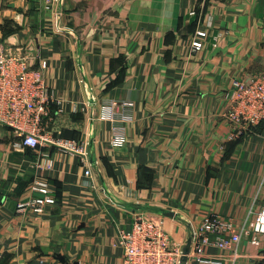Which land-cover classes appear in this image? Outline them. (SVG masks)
<instances>
[{"label": "crops", "instance_id": "0c3cea01", "mask_svg": "<svg viewBox=\"0 0 264 264\" xmlns=\"http://www.w3.org/2000/svg\"><path fill=\"white\" fill-rule=\"evenodd\" d=\"M0 42L32 67L47 62L62 102L48 131L88 148L85 162L51 146L17 148L0 124V264H123L114 241L139 213L184 246L207 216L242 227L264 206V124L232 122L225 99L234 78L264 75V0H60L51 9L0 0ZM112 102L129 117L120 145ZM46 149L56 163L41 174L56 203L20 215ZM258 238L210 246L190 264H264Z\"/></svg>", "mask_w": 264, "mask_h": 264}, {"label": "built area", "instance_id": "2783aa9c", "mask_svg": "<svg viewBox=\"0 0 264 264\" xmlns=\"http://www.w3.org/2000/svg\"><path fill=\"white\" fill-rule=\"evenodd\" d=\"M43 2L47 9H51L60 0ZM197 35L205 36L206 32L198 30ZM200 46L195 39L192 50L197 51ZM46 67V61H42L39 67H32L26 55L8 50L0 42V124L13 129L17 137L14 146L17 148L40 149L51 146L60 152L78 154L85 162L88 160L86 143L48 131L46 120L50 117L51 108L55 103L60 107L62 102L56 99L46 82ZM225 99L226 114L232 122L245 128L264 124V75L249 80L234 78L225 93ZM123 104L131 105L127 102ZM117 107V102L107 105L106 116L115 125L112 142L120 145L126 141V136L119 125L129 117L126 114L120 115ZM55 163L48 149L41 151L37 161L40 173L30 184L32 195L17 204L20 215H41L56 203L50 181L41 174L45 170H52ZM86 174L90 175L91 170L87 169ZM247 234H251V242L254 244L259 242L258 234L264 235V206L254 212V217L242 227L219 215L207 216L192 230L191 250L184 263L183 244L174 240L165 230L163 221L153 215L137 214L129 229H119L114 246L123 250V264H190V258L205 262L208 247L228 249Z\"/></svg>", "mask_w": 264, "mask_h": 264}, {"label": "water", "instance_id": "95a60500", "mask_svg": "<svg viewBox=\"0 0 264 264\" xmlns=\"http://www.w3.org/2000/svg\"><path fill=\"white\" fill-rule=\"evenodd\" d=\"M170 216H173V212H169L168 213ZM191 244H192V236H190L186 242V244L184 245L183 247V251H184V254H183V257H182V262H186L188 260V254L191 250ZM60 260L64 263V264H79L78 262H67L66 259L64 257H61Z\"/></svg>", "mask_w": 264, "mask_h": 264}]
</instances>
